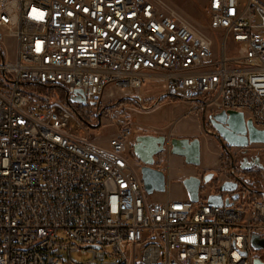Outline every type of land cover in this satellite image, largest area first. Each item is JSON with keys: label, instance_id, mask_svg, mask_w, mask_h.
Instances as JSON below:
<instances>
[{"label": "built area", "instance_id": "obj_1", "mask_svg": "<svg viewBox=\"0 0 264 264\" xmlns=\"http://www.w3.org/2000/svg\"><path fill=\"white\" fill-rule=\"evenodd\" d=\"M207 12L223 33L219 49L161 0H0V37L16 40L14 59L0 42V264H63L59 231L69 255L90 256L89 264L262 259L251 238H264V176L232 156L225 180L238 182L239 195L224 193L230 205L172 199L167 190L151 200L133 153L145 127L129 122L130 136L122 127L102 145L75 112L82 104L70 102L82 90L89 107L129 95L147 110L151 81L157 101H188L206 120L240 111L264 129V4L208 0ZM28 83L59 86L69 103ZM170 154L167 146L156 167L165 171Z\"/></svg>", "mask_w": 264, "mask_h": 264}, {"label": "rangeland", "instance_id": "obj_2", "mask_svg": "<svg viewBox=\"0 0 264 264\" xmlns=\"http://www.w3.org/2000/svg\"><path fill=\"white\" fill-rule=\"evenodd\" d=\"M161 1L165 2L168 6L178 11L182 18L195 27L198 31L212 38L216 47L219 49L223 33L220 30H213L209 27V15L207 12L208 0ZM261 1L264 4V0ZM0 42L3 43L6 58L14 59L16 51L15 38L13 36L3 35L0 37ZM228 49L229 53H234V47L231 42H228ZM150 82L151 81H149L148 85H152ZM26 88L36 92V95L38 96L39 94H43L49 98H54L47 95L42 89L31 88L27 85ZM156 96L157 94L154 95L153 98L150 97L147 100L146 106L149 108L147 110L141 108L140 104L134 102V100L131 99L129 95H116L112 98H104L99 107H89L87 110L88 114H91V119L89 118L90 121L88 122V126L84 127L87 136L90 139L105 145L109 139L116 135L125 124L131 122L134 125L145 127L146 133L163 134L170 139L173 137H188L190 139L197 137L205 143V139L210 137L212 140L211 144L213 145L210 152L211 159L213 161L216 160L218 157L217 152H220L221 150L222 157L220 159V164L221 168H223V172L227 173V171L232 166V156H235L237 161H240L244 156H247L248 158L258 157L262 167L254 166L249 170V173H251L255 179H263L264 143H253L247 147L226 146L210 132L214 131V128L209 124V119L207 118L206 120V116H204L203 112L200 116V123L196 118L197 113L186 112L190 106L188 101L168 100L165 97H162L157 101ZM199 124L204 135L202 133H197L191 136L182 135V132L186 130L184 126L190 125L188 130L199 131ZM162 157L163 155L160 153L156 158L161 159ZM156 163H158L156 164L157 166L160 165L159 162ZM209 173L213 174L211 183H218L216 182L217 172L210 171L205 175ZM169 188L172 199H178L181 197L180 195L183 193L181 183H179L177 180H171ZM149 198L151 200H163L165 198V193L164 191H154L149 195ZM56 245L58 246V252L56 253V256L63 264H89V261L91 260L90 256H80L76 250H73L69 255L66 248L71 246V242H69V239L66 237L63 231L58 232ZM261 255L262 259L264 260V252Z\"/></svg>", "mask_w": 264, "mask_h": 264}, {"label": "water", "instance_id": "obj_3", "mask_svg": "<svg viewBox=\"0 0 264 264\" xmlns=\"http://www.w3.org/2000/svg\"><path fill=\"white\" fill-rule=\"evenodd\" d=\"M70 102L87 104L86 97L82 90H77L74 96L70 97ZM93 103V102H92ZM209 124L214 128L216 137L229 147H247L252 143H264V129L256 128L251 120H245L243 112L228 110L211 114ZM94 126V125H91ZM170 147L172 155L181 156L186 164H201V140L197 137H173L168 138L163 134H140L135 138L133 152L135 156L143 163L141 167L142 181L147 193L154 191H166L168 186L167 173L156 167V156ZM254 166L262 167L259 158L255 162H248L247 158L242 160L240 167L242 169H251ZM213 177L209 173L203 177L190 175L182 180V184L187 192L188 198L192 201H199L203 192L206 201L212 205H230L228 199L224 200V193L233 192L232 199L238 198L237 181L224 180L214 186L205 185ZM251 245L256 250L264 251V238L253 235ZM255 264H264L261 258L255 259Z\"/></svg>", "mask_w": 264, "mask_h": 264}, {"label": "crops", "instance_id": "obj_4", "mask_svg": "<svg viewBox=\"0 0 264 264\" xmlns=\"http://www.w3.org/2000/svg\"><path fill=\"white\" fill-rule=\"evenodd\" d=\"M159 91H160V88H159L158 83H156L155 86L148 85L146 88V93L148 94V96H154V95L158 94ZM189 108H190V106H189ZM189 108L186 110V112L187 113H197L196 118H197V121H199V123H200V116L202 114V111L189 112ZM184 127L186 128V130L184 129L185 131L182 132V135H184V136H191V135H194L197 133L203 134V130H202L200 124H199V127H200L199 131L188 130L190 125H187ZM207 137H209V136H207ZM211 141L212 140L210 139V137L205 139V143H204V141H201V164L198 166L186 164L183 157L170 154L168 163L165 167V171L167 173V179H168V186H167L166 190L169 193H171L170 188H169L171 180H177L179 183H181V188L183 191V193L180 195L181 197H179L178 199L188 198L187 192H186V190L182 184V180L184 178L190 176V175H196V176L202 177L207 172L215 171V172H217V179H216L217 181L216 182L219 183V182H222L223 180H225L226 172L222 171L223 168H221V164H220V159L222 157L221 150H220V152L219 151L217 152L218 157L216 160L213 161L211 159V156H210V152H211L212 146H213L211 144ZM216 184L213 182L211 183L212 186H214ZM206 194H207V190L205 192H203L201 196L205 197Z\"/></svg>", "mask_w": 264, "mask_h": 264}, {"label": "trees", "instance_id": "obj_5", "mask_svg": "<svg viewBox=\"0 0 264 264\" xmlns=\"http://www.w3.org/2000/svg\"><path fill=\"white\" fill-rule=\"evenodd\" d=\"M27 86L31 88H35V89L37 88L42 89L43 91H45L47 95L57 98L58 100L66 104L69 103V99H68L66 91L59 86L41 85V84H32V83H28ZM173 100L176 101L177 99H173ZM75 112L77 116L79 117L80 121L83 123L84 127H87L88 122L91 119V114H89L90 115V119H89V118H86L82 113H80L78 109H75Z\"/></svg>", "mask_w": 264, "mask_h": 264}, {"label": "flooded vegetation", "instance_id": "obj_6", "mask_svg": "<svg viewBox=\"0 0 264 264\" xmlns=\"http://www.w3.org/2000/svg\"><path fill=\"white\" fill-rule=\"evenodd\" d=\"M79 111H80V113H82L86 118H90V115L88 114V112H87V110H88V108H89V106L88 105H77V107H76ZM214 135H215V133H214ZM213 135V136H214ZM215 137H216V135H215ZM157 157V156H156ZM244 158H247L248 159V162H255V160H256V158H258V157H254V158H248L247 156H244L240 161H238V163H239V165H241V163H242V160L244 159ZM157 159V158H156ZM210 183H211V180H209V182L207 183V184H205V185H209V186H211L210 185Z\"/></svg>", "mask_w": 264, "mask_h": 264}, {"label": "bare ground", "instance_id": "obj_7", "mask_svg": "<svg viewBox=\"0 0 264 264\" xmlns=\"http://www.w3.org/2000/svg\"><path fill=\"white\" fill-rule=\"evenodd\" d=\"M154 134V133H146ZM123 136H130V127H123ZM143 164H136V172H141V167Z\"/></svg>", "mask_w": 264, "mask_h": 264}]
</instances>
